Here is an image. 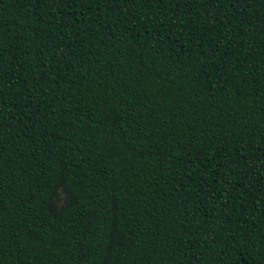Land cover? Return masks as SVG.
<instances>
[{
    "label": "trees",
    "instance_id": "obj_1",
    "mask_svg": "<svg viewBox=\"0 0 264 264\" xmlns=\"http://www.w3.org/2000/svg\"><path fill=\"white\" fill-rule=\"evenodd\" d=\"M0 264H264V0H0Z\"/></svg>",
    "mask_w": 264,
    "mask_h": 264
}]
</instances>
